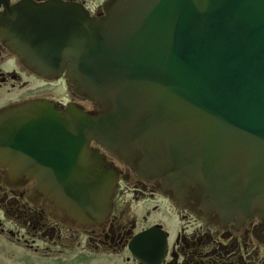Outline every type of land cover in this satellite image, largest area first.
I'll return each mask as SVG.
<instances>
[{
    "label": "water",
    "instance_id": "obj_1",
    "mask_svg": "<svg viewBox=\"0 0 264 264\" xmlns=\"http://www.w3.org/2000/svg\"><path fill=\"white\" fill-rule=\"evenodd\" d=\"M104 14L23 0L0 35L39 75H66L100 106L29 102L0 112V168L79 224L116 189L90 142L223 218H264V0H109Z\"/></svg>",
    "mask_w": 264,
    "mask_h": 264
},
{
    "label": "flooded vegetation",
    "instance_id": "obj_2",
    "mask_svg": "<svg viewBox=\"0 0 264 264\" xmlns=\"http://www.w3.org/2000/svg\"><path fill=\"white\" fill-rule=\"evenodd\" d=\"M23 0H0L1 19ZM103 14L108 0H28ZM0 35V112L43 102L59 112L69 107L101 111L78 96L63 72L39 75L23 64ZM117 182L108 214L97 224H79L36 187L0 168V264H264V218L225 219L203 206L193 190L177 194L162 179L146 180L95 143Z\"/></svg>",
    "mask_w": 264,
    "mask_h": 264
}]
</instances>
